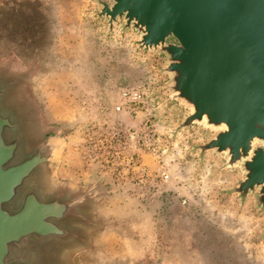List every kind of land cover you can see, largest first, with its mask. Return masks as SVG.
<instances>
[{"label":"water","instance_id":"obj_1","mask_svg":"<svg viewBox=\"0 0 264 264\" xmlns=\"http://www.w3.org/2000/svg\"><path fill=\"white\" fill-rule=\"evenodd\" d=\"M95 2L111 30L122 23L141 47L164 55L172 102L191 109L174 136L194 124L215 130L191 152L202 161L225 154L226 167L241 166L228 194L242 204L253 194L264 211V0ZM24 83V74H0V264H68L98 226V195L57 181L64 142L37 135L33 111L12 101Z\"/></svg>","mask_w":264,"mask_h":264},{"label":"rangeland","instance_id":"obj_2","mask_svg":"<svg viewBox=\"0 0 264 264\" xmlns=\"http://www.w3.org/2000/svg\"><path fill=\"white\" fill-rule=\"evenodd\" d=\"M19 3L0 0V74L25 75V83L12 101L33 111L32 126L37 135L48 131L60 135L64 148L56 178L65 182L67 142L85 151L87 145L94 146L96 138L87 133L122 120L116 106L124 103L121 93L125 89L145 91L152 107L171 99L166 87L169 75L162 70L165 57L141 47L136 30H124L122 23L111 30L107 20L93 10V2L25 0L24 8ZM160 108L153 117L161 124L169 113L177 119V114L182 117L191 111L177 100L173 107ZM180 121L167 123L168 137L176 143L180 139V149L189 155L197 153L191 152L193 144L205 142L215 132L203 124H194L175 137L174 129ZM210 153L213 165L207 168L202 163L196 171L211 170L201 175L206 173L215 186L206 184L202 190L205 197L208 192L216 193L215 217L207 218L201 213L190 222L182 219L172 225L168 221L166 229V243L183 247V252L173 254L189 259L177 263L162 262L160 256L132 259L127 242L121 241V263L264 264V211L256 206L253 194L244 204L237 193L228 194V189L243 178V170L241 166L226 167L225 154ZM84 156L89 160L87 153ZM187 170L194 168L189 166ZM222 196L232 202L223 203ZM107 241H111L110 236Z\"/></svg>","mask_w":264,"mask_h":264},{"label":"crops","instance_id":"obj_3","mask_svg":"<svg viewBox=\"0 0 264 264\" xmlns=\"http://www.w3.org/2000/svg\"><path fill=\"white\" fill-rule=\"evenodd\" d=\"M19 2L21 8L27 5L24 3L25 0ZM85 2L96 4L95 0H85ZM97 8L98 6L95 5L93 10ZM131 91L135 89H125L121 93L124 103L129 100L125 93ZM169 105L173 107L174 102L167 98V101L155 104L154 109L164 106L167 109ZM119 113L122 121L130 127H137L142 121L141 115L134 118L128 109ZM171 114L173 115V113L167 115L162 124L157 122L160 132L168 134L167 125L172 121L174 123L180 121L186 116L180 117V114H177V119L176 117L173 119ZM178 142H181L180 139L177 143L172 142V150L168 155L170 157L166 161L169 168L168 178L161 175L158 157L152 153H145L141 169L127 168V175L120 180L114 178L112 169L99 168L98 163L86 159L84 149L73 147L71 141L67 142V181L65 182L74 190L93 186L98 195L93 211L98 226L90 230L87 245L71 251L68 264H123L119 257L121 241L127 242V250L130 251L132 259L140 256L153 259L160 256L162 262L176 263L189 259L186 255L173 254L178 250L183 252V247H174L166 243V229L170 222L172 225L183 220L190 222L192 217H198L201 213L207 218L215 217L216 193L208 192L205 197L202 190L206 184L208 187L215 186L214 181L205 176L211 170L196 171V166L202 163L207 168L211 167L213 156L207 152L202 161L199 152L190 155L183 153ZM123 163L126 164L125 161ZM61 164L62 160L57 172L61 169ZM189 166H193L194 170H187ZM141 172L146 173L140 178ZM203 172H206L204 176L201 175ZM221 201L225 204L232 202L224 196L221 197ZM109 236L110 242L107 241ZM114 237L117 241H114ZM146 263L145 261L144 264Z\"/></svg>","mask_w":264,"mask_h":264},{"label":"built area","instance_id":"obj_4","mask_svg":"<svg viewBox=\"0 0 264 264\" xmlns=\"http://www.w3.org/2000/svg\"><path fill=\"white\" fill-rule=\"evenodd\" d=\"M125 94L129 100L117 105L116 111L128 109L134 118L141 115V123L137 127H130L117 119L105 129L102 127L93 133H87V136L96 138L94 146L87 145L85 148L90 156L89 160L98 163L99 168L112 169L114 178L120 180L127 175V168L141 169L143 155L152 153L158 157L161 175L168 178L169 168L166 161L170 157L168 155L172 150L173 140L157 128L153 117L156 109L149 103L145 91L135 90ZM145 173L141 172L139 177Z\"/></svg>","mask_w":264,"mask_h":264}]
</instances>
